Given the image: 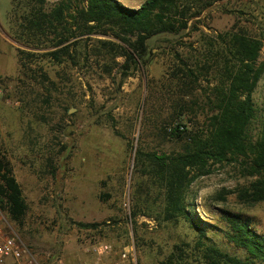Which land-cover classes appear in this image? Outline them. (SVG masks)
Here are the masks:
<instances>
[{
	"label": "rangeland",
	"instance_id": "obj_1",
	"mask_svg": "<svg viewBox=\"0 0 264 264\" xmlns=\"http://www.w3.org/2000/svg\"><path fill=\"white\" fill-rule=\"evenodd\" d=\"M12 1L0 0V155L12 163L28 212L24 227L10 223L40 264L89 263L94 240L108 242L114 256L132 251L134 264H167L182 257L176 246L187 241H181L189 235L185 227L165 224L157 213L143 210L132 216L133 197L144 192L148 180V169H136L137 152L170 154L180 147L169 138L181 113L174 112L180 95L174 77L177 54L197 48L200 33H222L237 22L260 34L264 0H221L203 13L191 37L151 40L149 63L129 75L117 67L104 73L95 58L79 68L42 62L50 81L34 90L19 78L18 45L7 23ZM118 1L138 9L146 0ZM254 101L263 119L264 77ZM203 104L197 109L201 123L207 116ZM247 183L237 166L217 165L195 178L188 200L206 222L227 230L219 210L230 209L252 217L255 229L264 234V203L248 207L237 197L236 190ZM84 224L98 228L86 230ZM207 230L224 252L246 256L224 231ZM196 259L179 263L205 264L203 256Z\"/></svg>",
	"mask_w": 264,
	"mask_h": 264
},
{
	"label": "trees",
	"instance_id": "obj_2",
	"mask_svg": "<svg viewBox=\"0 0 264 264\" xmlns=\"http://www.w3.org/2000/svg\"><path fill=\"white\" fill-rule=\"evenodd\" d=\"M220 1L146 0L133 9L118 0H59L54 4L13 0L7 23L18 45L20 81L32 90L49 82L42 62L79 68L88 67L95 58L104 73L113 67L123 75L140 71L150 61L151 40L191 37L203 13ZM197 37V48L184 56L177 54L180 63L174 69L180 94L174 112L180 109L181 113L169 138L180 147L170 154L138 150L136 169H148V180L144 192L138 190L133 197L132 216L142 210L157 213L161 222L186 228L189 235L181 241H187L176 246L182 257L174 256L167 264H178L183 257L196 263V256H203L205 264H264V234L255 229L252 217L219 210L225 230L204 221L188 200L195 178L212 173L219 165L237 166L248 180L236 190L241 204L251 207L264 203V117L254 101L264 77V62L260 63L264 29L255 34L237 22L225 32ZM120 58L123 64L118 62ZM202 81L208 85L202 86ZM201 99L202 109H207L203 123L197 119ZM0 210L19 227L25 226L28 205L5 155H0ZM81 228L94 230L98 225L84 224ZM207 228L224 231L229 242L243 249L246 256L224 252L209 237Z\"/></svg>",
	"mask_w": 264,
	"mask_h": 264
},
{
	"label": "built area",
	"instance_id": "obj_3",
	"mask_svg": "<svg viewBox=\"0 0 264 264\" xmlns=\"http://www.w3.org/2000/svg\"><path fill=\"white\" fill-rule=\"evenodd\" d=\"M2 90H0V94ZM92 260L81 264H134L132 251L124 250L114 256L113 247L100 240L91 246ZM0 264H40L29 246L16 232L8 217L0 210Z\"/></svg>",
	"mask_w": 264,
	"mask_h": 264
}]
</instances>
